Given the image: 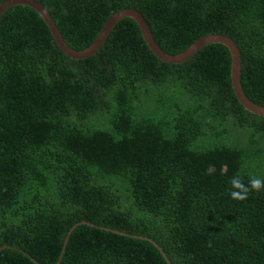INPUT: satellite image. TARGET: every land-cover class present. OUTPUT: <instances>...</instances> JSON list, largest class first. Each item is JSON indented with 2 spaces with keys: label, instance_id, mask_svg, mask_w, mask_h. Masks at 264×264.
I'll use <instances>...</instances> for the list:
<instances>
[{
  "label": "trees",
  "instance_id": "16d2710c",
  "mask_svg": "<svg viewBox=\"0 0 264 264\" xmlns=\"http://www.w3.org/2000/svg\"><path fill=\"white\" fill-rule=\"evenodd\" d=\"M36 1L78 51L125 8L141 11L173 55L227 35L242 53L246 94L264 106V0ZM232 69L222 44L167 64L132 19L96 55L74 60L36 11L9 9L0 264H36L27 254L40 264H169L164 253L172 264H264V190L244 202L228 193L233 175L264 180V117L240 102Z\"/></svg>",
  "mask_w": 264,
  "mask_h": 264
},
{
  "label": "water",
  "instance_id": "95a60500",
  "mask_svg": "<svg viewBox=\"0 0 264 264\" xmlns=\"http://www.w3.org/2000/svg\"><path fill=\"white\" fill-rule=\"evenodd\" d=\"M17 6H26L36 11L42 17L43 21L47 25L48 29L50 30L59 48L63 51V53L67 57H70L71 59H74V60H84V59H88L96 55L103 48V46L105 45V43L111 36L112 32L115 30V28L122 21L126 19L135 20L139 24L141 31L144 35V38L147 44L149 45L150 49L152 50V52L156 55V57H158L161 61L167 64H172V65L184 64L207 46H210L212 44L225 45L226 47L230 49L232 56H233V69H232L233 86H234V90H235V93L238 99L246 107L247 110H249L250 112L254 114L264 117V106L252 101L244 90L243 81H242V70H243L242 53L236 41L227 35L211 34V35L205 36L199 39L198 41H196L186 52L180 55H173V54L166 52L158 44L148 20L146 19L145 15L141 11H139L136 8H125L123 10L118 11L111 17V19L107 22L101 34L99 35L97 41L92 47L88 48L87 50L78 51L68 45V43L65 41L59 27L57 26L54 18L52 17L48 9L42 3L36 0H8L4 2L3 4L0 5V23L5 13L9 9L13 7H17ZM82 224H86V222L78 223L71 228V230L69 231L67 235V238L64 244V249L67 247L69 243V239L73 231ZM89 225L92 227H99L93 223H89ZM100 228L104 230H110L104 227H100ZM110 231L123 235V236H130L133 238H139V239L150 241L151 243H154L158 248H160V250L163 251L161 246L153 239L135 236L132 234H126V233L115 231V230H110ZM27 255L36 264H40L31 255L29 254ZM164 255L167 259V262L169 264H172L171 260L167 257V255L165 253ZM62 256L63 254L61 255V258ZM58 264H60V262H58Z\"/></svg>",
  "mask_w": 264,
  "mask_h": 264
},
{
  "label": "clouds",
  "instance_id": "9594fccd",
  "mask_svg": "<svg viewBox=\"0 0 264 264\" xmlns=\"http://www.w3.org/2000/svg\"><path fill=\"white\" fill-rule=\"evenodd\" d=\"M229 185L228 193L231 199L238 202L246 201L253 191L259 193L264 190V180L252 177L246 185L238 174L232 176Z\"/></svg>",
  "mask_w": 264,
  "mask_h": 264
}]
</instances>
